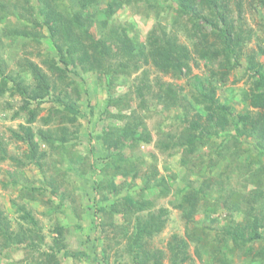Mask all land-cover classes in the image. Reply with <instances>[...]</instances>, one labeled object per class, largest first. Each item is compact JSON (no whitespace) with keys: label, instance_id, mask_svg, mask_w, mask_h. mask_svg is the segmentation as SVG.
Wrapping results in <instances>:
<instances>
[{"label":"trees","instance_id":"obj_1","mask_svg":"<svg viewBox=\"0 0 264 264\" xmlns=\"http://www.w3.org/2000/svg\"><path fill=\"white\" fill-rule=\"evenodd\" d=\"M36 1L40 4L37 10L29 5L30 0H0V20L5 21L4 27L0 29L2 38L5 37L11 43L23 40V45L27 47L29 44L40 42L42 31L47 30L49 33V48L46 53L36 54L42 58V65L29 58L20 64L22 71L31 76L34 82L32 85L20 74L6 77L3 73L0 74V94L6 92L9 81L12 83V94L22 98L23 104L18 113L26 117L27 126H20L24 135L13 131L12 136L28 145L26 164L41 167L45 155L39 151L40 143L36 142V135L31 126L36 123L39 115V108H32L31 101L36 102L38 106L48 99L58 103V106L49 109L47 116L43 118L45 125H50L57 119L63 125L77 122L75 116L64 110L67 99L75 104L68 89L80 91L75 82V78L79 77H76L77 72L73 68L98 73L101 80L112 89L120 77L130 75L131 70L123 62L125 59L134 58L136 51L142 55L147 54L158 73L174 80L191 76L192 62H207L211 65L208 76L206 79H194L197 87L191 90L189 96L182 95L173 84L161 81L156 82L157 90L153 91L152 85L147 82L145 71L138 78L140 83L137 91L143 108L148 105L146 94L155 95L163 101L167 110L179 106L187 123L184 131L169 135L167 141H160L158 145L164 151L182 148L181 164L187 169L182 180L183 186L177 188L175 194L187 191L177 204L187 228V242L175 236V242L169 246L173 252L172 263H185L190 259L185 249L189 242L196 245V254L201 259L202 252L210 250L209 264L215 261L234 264L228 255L242 259L248 257L254 262L261 261V264H264V231L261 230L264 229V163L260 168L253 167L255 162L264 159V89H261L264 88V77L259 75H262L261 65L256 61L255 53L248 54V69L254 72L255 78L257 77L255 88L243 91L241 95L247 109L245 113L235 117L231 107L221 102L217 94V84H225L229 80L232 71L240 65L239 61L244 56L247 43L253 38L252 30L244 28L243 4H237L238 13L235 19L232 17L234 12L230 8V0H111L104 10L106 20L101 21L98 19L101 0ZM139 1L146 2L157 12L165 10L164 6L167 5L175 16L174 29L184 31L191 40L192 48L179 40L177 32L171 33L161 26L159 30L155 28L150 32L147 46L142 43L140 46L135 45V41L127 32L130 23L122 26L114 22L113 18L125 5ZM252 3L264 9V0H252ZM13 13L16 14V20L12 16ZM40 14L42 17H38ZM78 29L81 33H76ZM92 30L98 31V35L94 36ZM104 35L108 36L100 40L99 36ZM52 48L57 55L52 56ZM259 49L264 53V49ZM70 106L68 108H74V105ZM192 112L193 117L190 118ZM63 125L58 134H54L52 130H40L39 135L43 142L52 148L56 147L57 143L58 146L68 144L69 129ZM150 141L151 136L146 130V125L139 118L128 127L107 130L101 138V144L108 153L105 156L108 159L101 158L100 168L97 169L109 180L105 183L94 180V190L100 195L101 201L114 199L108 209L102 210L104 216L101 217L100 231L108 236L107 231L112 228L117 236L115 239H127L129 254L136 264H145L144 261L139 262V257L144 254L149 241L160 234L168 223L169 211L163 208L156 210L155 202L148 198V191L151 189L148 179L141 183L137 199L132 200L125 192L121 193L123 190L136 189V179L139 177V173H132L130 169L125 168V149L134 150L141 143L149 144ZM0 151L1 162L7 159L4 144L0 145ZM254 151H257L258 157H255ZM243 157L247 159L240 164L239 160ZM222 160L226 162L221 174L213 177L212 173ZM97 169H90L91 173L96 174L99 172ZM234 174L239 177L243 174L246 191L228 186ZM193 175H196L197 180L192 178ZM120 178H124L125 182L116 185L115 181ZM221 180L224 191L229 187L225 199ZM224 180H227V183ZM165 182V179H161L158 183L161 191L170 189ZM247 185L253 187L248 189ZM31 190L33 194L36 191L35 188ZM220 209L226 210L230 218L224 227H217L215 220H211L209 226H196L197 215L201 213L209 217ZM18 211H25L23 220L31 217V212L26 211L25 206H19ZM118 216H124L127 222L134 216L135 218L130 220L133 221L131 228L126 225L117 226L115 219ZM30 220L33 226L39 224L36 219ZM1 230L4 248L12 244L26 247L36 241L32 237L34 230H14L10 221L0 211ZM118 242L120 243L119 240ZM256 243H261V248L255 251ZM56 244L59 246L57 242ZM53 249L55 250V246H50L48 254H41L47 257L43 264H59L56 256L52 254ZM157 253L152 254V264H162V253Z\"/></svg>","mask_w":264,"mask_h":264},{"label":"rangeland","instance_id":"obj_2","mask_svg":"<svg viewBox=\"0 0 264 264\" xmlns=\"http://www.w3.org/2000/svg\"><path fill=\"white\" fill-rule=\"evenodd\" d=\"M110 1H100L99 20H106L104 10ZM239 2L243 4L244 9V28L252 30L253 38L250 43H247L244 56L239 61L240 65L232 71L229 80L225 84H217L220 101L231 107L235 117L243 115L247 110L241 99L243 91L255 88L254 83L257 81L254 72L248 69V54L255 53L256 61L261 65L260 73L262 72V75H259L264 77V53L259 49H264V9L254 5L252 0H230V8L234 12L232 17L235 19L238 13L236 6ZM29 5L37 10L40 4L36 0H30ZM164 7H166L165 10L157 12L144 1L127 4L114 15L113 21L122 26L130 23L127 32L129 37L135 41V45L142 43L147 46L150 32L155 28L159 30L161 26L171 33L177 32L179 40L192 48L191 40L184 31L174 29L175 16L171 9L167 5ZM12 16L14 17L16 14L13 13ZM2 17L5 18L4 15ZM38 17H42V15H38ZM4 25L5 21L1 19L0 29ZM95 32L96 30L91 31L94 36L98 35V31ZM76 33H81V30H76ZM107 36H99V39L103 40L104 37L106 39ZM48 38V31H42L38 44L32 43L25 47L23 40L11 43L0 35L2 42L0 45V74L3 73L5 77L11 74H20L28 84L32 85L34 82L31 76L22 71L20 64L29 58L42 65V58L37 57L36 54L46 53L49 48ZM51 50L52 56L57 55L54 48ZM32 53L34 55H31ZM133 57L125 59L123 62L131 70L130 75L120 77L112 89L108 88L98 73L73 68L77 72L76 77H79V79L75 78V82L80 91L68 89L75 104L67 99L64 110L76 117V123L63 125L57 119L54 123L45 125L43 118L47 116L49 109L58 106V103H54L53 99H48L38 106L36 102L31 101L32 108H39L38 119L31 126L36 135V142L40 143L39 151L45 154L41 167L26 164L25 155L28 153V145L12 136L13 131L24 135L20 126H27V124L26 117L18 113L23 104L22 98L12 94V83L7 82L6 92L0 94V145L4 144L7 149V159L0 162V211L10 221L14 230L18 232H22L26 228L34 230L32 237L36 241L26 247L25 245L12 244L4 248L1 230L0 264H43L47 261V257L41 254H48L50 246H55L52 254L56 256L59 264H136L129 254L127 239H115L117 236L114 235L112 228L107 231L108 236L101 233V217L104 216L102 210L108 209L114 199L101 201L100 195L94 190V180L103 183L109 180L98 170L102 162L101 158L108 159L105 157L108 153L101 144L103 134L110 128L128 127L136 118L143 120L146 130L151 136V141L149 144L141 143L134 150L125 149L123 156H125L126 162L124 166L132 173H139V177L136 179V189L123 190L121 193L125 192L130 199L135 200L139 195L141 183L147 179L150 181L151 189L148 191V198L155 202L156 210L163 208L169 211L168 223L160 234L149 241L144 254L139 257V262L144 261L145 264H152L154 259L152 254L159 252L157 255H160L161 252L162 264H173V252L169 249L170 243L175 242V236L187 242V228L182 213L177 208L179 199L187 191L184 190L183 193L175 195L177 188L183 186L182 180L187 169L181 164L182 148L164 151L158 145L160 141H167L169 135L184 131L187 123L179 106L167 110L163 101L156 98L155 95L146 94V99H149L148 105L143 108L137 91L140 83L138 78L145 71L147 72V82L152 85L153 91L157 90L156 82L161 81L173 84L182 95L189 96L191 90H195L197 87L194 79L196 77L206 79L211 65L204 61H198V64L192 62L191 76L174 80L170 76L158 73L147 54L142 55L136 51ZM136 68L137 70H135ZM69 75L72 76L71 73ZM261 89L264 88L261 87ZM144 90L147 91V89ZM70 104L74 105V108H68L71 107ZM198 110L205 115L200 107ZM192 117L193 112L190 114V118ZM62 125L69 129V140L67 141L69 143L65 146H58L59 143H57L56 147H49L43 142L39 131L52 130L54 134H58ZM61 134L62 132L59 135L61 136ZM256 154L257 151H254L255 157H258ZM246 159L247 157L241 158L239 163L243 164ZM225 162L226 160H222L218 164L212 173L213 177L221 174ZM263 163L264 159L255 162L253 167L257 168ZM94 167L99 171L96 174H92L90 170ZM192 178L197 180L196 175H193ZM161 179H165V183L170 188L168 191H161L158 188ZM122 182H125L124 178L115 181L116 185ZM224 182L227 183V180ZM220 184H223V180ZM229 185L244 189V191L247 190L243 174L240 177L234 174L228 182ZM247 186L248 189L253 187V185ZM222 187V194L225 196L223 199H225L229 193V187L226 191H224V185ZM32 188L36 189L34 194ZM19 206H25L26 211L31 212L29 219L23 220L25 211H18ZM134 218L133 216L130 220ZM30 219H36L39 224L33 226ZM229 219L228 212L220 209L215 214H210L209 217L200 213L195 217V224L198 227L209 226L211 220H215L217 227H224ZM115 220L117 226L130 227L133 224V221L127 222L124 216H118ZM60 228L62 229L60 230ZM261 230L264 231V229ZM59 240L62 242L60 243ZM56 242L59 246L55 245ZM185 247L190 259L180 264H209L210 250L202 252L201 259L196 254L195 244L188 242ZM260 248L261 243H256L255 251ZM228 256L234 264H261V261L254 262L248 257L242 259L232 255ZM213 264L221 263L215 261Z\"/></svg>","mask_w":264,"mask_h":264}]
</instances>
